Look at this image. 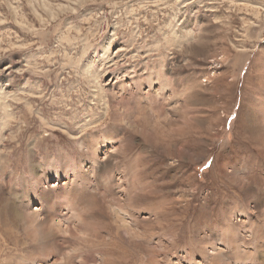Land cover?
Returning a JSON list of instances; mask_svg holds the SVG:
<instances>
[{
    "label": "rangeland",
    "instance_id": "1",
    "mask_svg": "<svg viewBox=\"0 0 264 264\" xmlns=\"http://www.w3.org/2000/svg\"><path fill=\"white\" fill-rule=\"evenodd\" d=\"M0 264H264V0H0Z\"/></svg>",
    "mask_w": 264,
    "mask_h": 264
},
{
    "label": "bare ground",
    "instance_id": "2",
    "mask_svg": "<svg viewBox=\"0 0 264 264\" xmlns=\"http://www.w3.org/2000/svg\"><path fill=\"white\" fill-rule=\"evenodd\" d=\"M46 222H47V221H46ZM81 224H82V223H81ZM42 226H44V225H42ZM52 229H53V228H52ZM48 230H49V229H48ZM50 232H52V231H49V233H50ZM31 233H32V232H31ZM33 233H34V232H33ZM49 233H48V234H49ZM29 235H30V234H29ZM44 235H45V234H44ZM50 235H51V234H50ZM27 236H28V235H27ZM46 236H48V235H46ZM46 236H45V238H47ZM31 237H32V236H31ZM57 237H58V236H57ZM48 238H50V237H48ZM48 238H47V239H48ZM51 238H53V237H51ZM37 239H38V238H37ZM26 241L29 242V240H26ZM26 241H25V242H26ZM44 241H45V240H44ZM51 241H52V240H51ZM51 241H49V242H51ZM58 243H59V242H58ZM43 244H44V243H43ZM53 244H54V243H53ZM55 244H56V243H55ZM62 252H63V250H62ZM58 254H59V253H58ZM83 258H84V257H83ZM65 259H66V258H65ZM63 260H64V259H63ZM68 260H70V259H68Z\"/></svg>",
    "mask_w": 264,
    "mask_h": 264
}]
</instances>
